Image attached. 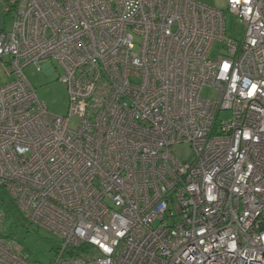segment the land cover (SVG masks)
I'll use <instances>...</instances> for the list:
<instances>
[{
    "label": "built area",
    "instance_id": "obj_1",
    "mask_svg": "<svg viewBox=\"0 0 264 264\" xmlns=\"http://www.w3.org/2000/svg\"><path fill=\"white\" fill-rule=\"evenodd\" d=\"M225 2L238 40L198 0L3 6L0 189L58 236L49 264H264V0ZM51 60L64 116L23 73ZM3 230L0 214V264H40Z\"/></svg>",
    "mask_w": 264,
    "mask_h": 264
},
{
    "label": "rangeland",
    "instance_id": "obj_2",
    "mask_svg": "<svg viewBox=\"0 0 264 264\" xmlns=\"http://www.w3.org/2000/svg\"><path fill=\"white\" fill-rule=\"evenodd\" d=\"M206 5L216 7L225 12V28L226 35L233 39H240L244 33V26L231 15L226 6L225 0H198ZM12 23V21H11ZM5 27V30L11 28V24ZM224 53V49L220 43H216L211 52L210 59H215L218 54ZM8 60V57H4ZM50 63L56 67L55 71H49L44 68L46 62L39 63V69L34 65H27L23 69L25 77L33 86L38 100L44 104L53 115L64 116L68 110V94L66 86L61 82L58 77L61 74L60 67L55 60ZM12 76L6 72L4 64L0 63V86L9 83ZM202 96L214 97L213 91L204 87L202 89ZM229 113L223 111L220 118H227ZM74 120V119H73ZM172 154L180 161H192L193 151L192 147L187 142L177 143L171 146ZM0 189V193H1ZM15 240L23 248L24 254L30 261H35L40 264H49L55 257L56 250L61 246L60 240L57 235L48 231L43 227L21 219L16 230Z\"/></svg>",
    "mask_w": 264,
    "mask_h": 264
},
{
    "label": "trees",
    "instance_id": "obj_3",
    "mask_svg": "<svg viewBox=\"0 0 264 264\" xmlns=\"http://www.w3.org/2000/svg\"><path fill=\"white\" fill-rule=\"evenodd\" d=\"M1 191L2 192L0 193V214L3 217L4 225L2 236L4 238L15 239L17 227L19 225L20 220L23 218L18 212L13 200L8 196L5 190L1 189Z\"/></svg>",
    "mask_w": 264,
    "mask_h": 264
},
{
    "label": "crops",
    "instance_id": "obj_4",
    "mask_svg": "<svg viewBox=\"0 0 264 264\" xmlns=\"http://www.w3.org/2000/svg\"><path fill=\"white\" fill-rule=\"evenodd\" d=\"M16 0H0V30H5V27L11 23L12 18L7 13L3 12V6L6 4H11ZM12 24V23H11Z\"/></svg>",
    "mask_w": 264,
    "mask_h": 264
}]
</instances>
